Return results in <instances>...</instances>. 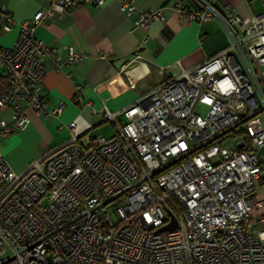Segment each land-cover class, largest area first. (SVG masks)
<instances>
[{"label":"built area","instance_id":"1","mask_svg":"<svg viewBox=\"0 0 264 264\" xmlns=\"http://www.w3.org/2000/svg\"><path fill=\"white\" fill-rule=\"evenodd\" d=\"M103 1L48 0L22 21L0 5V36L18 28L14 43L0 46V107L14 109L12 123L0 120L1 137L28 122L22 103L44 117L61 112L63 103L42 97V77L82 59L71 45L63 55L43 45L35 25ZM198 2L199 10L174 0L173 10L218 19L226 46L119 110L89 106L111 122L112 136L76 133L70 121L68 137L21 173L0 150V264H264V229L251 224L264 205L255 194L264 184V13L243 18L230 4ZM121 8L130 15L134 0ZM161 19L149 9L134 25ZM75 99H83L77 91ZM171 215L176 228L157 231Z\"/></svg>","mask_w":264,"mask_h":264},{"label":"crops","instance_id":"2","mask_svg":"<svg viewBox=\"0 0 264 264\" xmlns=\"http://www.w3.org/2000/svg\"><path fill=\"white\" fill-rule=\"evenodd\" d=\"M187 8L198 9V0H183ZM220 7L230 4L243 18L254 15L252 0H209ZM129 15L121 0H104L101 4L84 2L54 16L49 23L37 24L33 35L43 45L64 54L71 45L82 59L76 66L49 69L41 80V95L49 106L64 104L55 116L44 117L26 103L21 107L28 117L23 128L6 137L0 136V150L12 169L23 172L48 148L68 137L66 124L75 123L79 134L101 131L102 114L92 112L105 107L119 110L140 98L157 82L195 66L222 50L227 36L218 19L190 21L173 10L174 0H134ZM17 21L30 19L48 0H0ZM159 8L163 19L152 20L147 27L135 26L139 14ZM16 26L0 36V46H11L17 38ZM140 57L133 60L134 56ZM0 66V90L2 88ZM78 86L76 90L75 86ZM76 91L82 100H76ZM264 124V114H261ZM14 119L11 106L0 107V120L10 124ZM105 135V134H103ZM264 157V146L257 150ZM255 194L264 202V184H257ZM251 224L264 229V205L252 210Z\"/></svg>","mask_w":264,"mask_h":264},{"label":"rangeland","instance_id":"3","mask_svg":"<svg viewBox=\"0 0 264 264\" xmlns=\"http://www.w3.org/2000/svg\"><path fill=\"white\" fill-rule=\"evenodd\" d=\"M252 9L255 14L264 13V1L262 0H252ZM196 109L200 115H204L206 113V106L198 104ZM101 131L105 136H112L115 132L114 126L109 121H104L102 124Z\"/></svg>","mask_w":264,"mask_h":264},{"label":"water","instance_id":"4","mask_svg":"<svg viewBox=\"0 0 264 264\" xmlns=\"http://www.w3.org/2000/svg\"><path fill=\"white\" fill-rule=\"evenodd\" d=\"M240 116H243V113L241 112L240 113ZM246 118H242L238 123H236L235 125L229 127L228 129L224 130L222 133L218 134L217 136L223 134V133H226L228 132L229 130H231L232 128L236 127L237 125L241 124L243 121H245ZM217 136L211 138L209 141H212L213 139H215ZM176 219L171 215V219H170V222L168 224H166L165 226L163 227H160L157 229V231H162V230H171V229H174L176 228Z\"/></svg>","mask_w":264,"mask_h":264},{"label":"trees","instance_id":"5","mask_svg":"<svg viewBox=\"0 0 264 264\" xmlns=\"http://www.w3.org/2000/svg\"><path fill=\"white\" fill-rule=\"evenodd\" d=\"M241 130V126H238L237 128H235L233 131L229 132L228 134L225 135L226 136H230V135H233L237 132H239Z\"/></svg>","mask_w":264,"mask_h":264}]
</instances>
